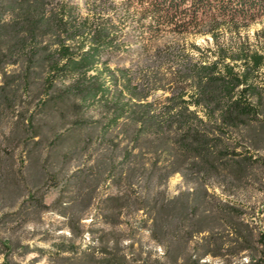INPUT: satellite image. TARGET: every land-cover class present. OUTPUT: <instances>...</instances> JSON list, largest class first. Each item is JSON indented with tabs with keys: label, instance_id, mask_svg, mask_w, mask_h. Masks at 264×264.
Instances as JSON below:
<instances>
[{
	"label": "rangeland",
	"instance_id": "374dc122",
	"mask_svg": "<svg viewBox=\"0 0 264 264\" xmlns=\"http://www.w3.org/2000/svg\"><path fill=\"white\" fill-rule=\"evenodd\" d=\"M46 2L54 11L67 2L89 27L107 26L121 34L124 45L111 54L110 66L130 68L137 76L147 64L169 74L180 52L200 54L193 43L202 51L216 47L211 34L167 32L145 52L133 31L137 8L127 10L128 0ZM4 18L13 15L6 13ZM263 28L264 18L247 26H226L218 33L224 44L246 40L255 47L263 42ZM169 46H176L174 57L163 63L153 57ZM11 58L0 44V86L6 85L0 88V264H264V245L259 241L264 234L263 162L249 166L241 177L216 174L187 181L175 173L165 182L157 175L150 182L137 176L130 184L123 174L116 180L109 169L113 163L120 172L126 166L122 162L127 142L118 130L99 138L106 121L101 106H81L75 97L62 101L58 94H44L40 71L30 73L27 86L16 76L25 65L22 60L12 64ZM79 120L86 123L80 126ZM244 133L243 142L254 156L264 157L263 125L254 123ZM198 183L208 189L209 202H226L229 207L221 211L214 206L205 221L210 229L192 240L183 237L168 255L167 246L152 237V213L138 209L140 201L154 202L160 191L173 197Z\"/></svg>",
	"mask_w": 264,
	"mask_h": 264
},
{
	"label": "trees",
	"instance_id": "16d2710c",
	"mask_svg": "<svg viewBox=\"0 0 264 264\" xmlns=\"http://www.w3.org/2000/svg\"><path fill=\"white\" fill-rule=\"evenodd\" d=\"M132 6L138 14L133 31L145 52L167 32L211 34L216 47L202 51L193 43L200 54L180 52L169 74L147 64L137 76L130 68L110 66L111 54L124 45L121 34L107 26L89 27L67 2L59 10H49L46 0H0V44L12 57L10 63L22 60L25 65L16 75L20 82L29 86L30 73L40 71L44 94H58L62 101L75 97L81 106H101L106 121L99 138L118 130L127 142L122 162L126 166L120 172L113 163L109 169L115 179L125 174L131 184L137 176L150 182L157 175L165 182L175 173L187 181L216 174L241 177L252 164L264 163V157H255L243 142L245 130L254 123L264 127V28L263 42L255 47L246 40L224 44L218 33L226 26L263 19L264 0H128L127 10ZM6 13L13 18L5 19ZM175 47L157 50L153 57L163 63L174 57ZM66 80L69 83L58 86ZM158 90L169 94L155 96ZM30 124L34 127V117ZM116 138L117 134L111 140ZM207 196L208 189L198 183L173 197L160 191L154 202L140 201L138 209L152 213V237L167 246L168 255L183 237L192 240L210 229L205 221L214 206L227 211L229 204L214 205ZM259 241L264 245V234Z\"/></svg>",
	"mask_w": 264,
	"mask_h": 264
}]
</instances>
